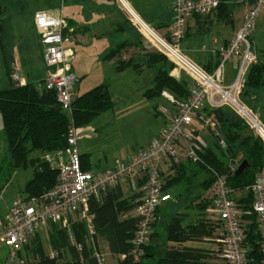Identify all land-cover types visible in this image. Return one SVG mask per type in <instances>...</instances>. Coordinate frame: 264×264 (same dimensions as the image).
<instances>
[{"label": "built area", "instance_id": "built-area-1", "mask_svg": "<svg viewBox=\"0 0 264 264\" xmlns=\"http://www.w3.org/2000/svg\"><path fill=\"white\" fill-rule=\"evenodd\" d=\"M118 1L144 39L156 50L165 52L169 59L190 75L188 93L178 100L163 92L171 107L161 109L168 119L156 137L148 147L137 149L124 159H115L108 168L96 171L82 169L81 155L76 146L80 128L70 124L66 147L52 152L51 165L57 170L53 186L38 196L13 197L6 215L0 219V247L7 248L1 264H26L20 250L50 224L65 228L70 244L78 251L83 244L90 246L97 263L106 264L109 252L102 249L99 243L89 201L98 199L104 191L117 184H124L132 191L139 192L132 209L124 214L136 218L129 252L134 260H138L143 247L150 242L154 221L158 220L157 208L171 199V194L164 189L167 168L173 162L180 163L182 160L193 164L203 163L201 154L205 153L207 147L203 132L213 134L217 125L212 114L204 110L207 107L227 106L236 111L264 144L263 122L255 114L257 112L253 113L240 100L248 68L258 61L252 45V33L256 20L264 11V0H243L248 3V9L233 37L226 42L209 45V51L217 56V64L211 72L188 59L181 50V43L187 21L195 15L211 14L220 0H172V20L164 35L140 19L125 0ZM33 24L41 38L44 65L50 70L43 86L55 91L59 107L69 113L72 86L77 83L71 69L73 29L67 27L62 14L45 10L35 13ZM234 57L238 59L235 75L231 81H227L225 65ZM13 76L17 83L16 74ZM207 169L211 177L208 194L212 208L208 206L206 213L220 225L214 239L219 264H248L246 226L249 221L246 217L252 215L264 263V167L247 188L251 195V208L248 210H244L238 202L235 196L237 191L228 186L225 176L209 165ZM75 219L84 224L83 242L76 241L72 236L70 225ZM47 254L55 257L57 253ZM125 256L119 255L121 259Z\"/></svg>", "mask_w": 264, "mask_h": 264}, {"label": "trees", "instance_id": "trees-1", "mask_svg": "<svg viewBox=\"0 0 264 264\" xmlns=\"http://www.w3.org/2000/svg\"><path fill=\"white\" fill-rule=\"evenodd\" d=\"M227 1L220 0L216 8V13L223 14V17L231 13V10L227 9ZM67 27L72 28L74 33V28L70 24H67ZM185 37L186 31L184 39ZM122 45L120 43L118 47ZM117 49L111 50V53L109 52L105 58L113 57L117 53ZM155 52L152 50L146 53L145 66L153 67L156 70L153 87L148 90L149 95H159L161 91L165 90L178 100L185 98L191 81L187 83L185 80L172 75L173 64ZM115 63L116 69L121 71L128 66L130 60L118 59ZM216 64L217 60L215 66ZM132 67L137 69L138 64H134ZM213 68H207L206 71L211 72ZM8 73L6 68V74L9 75ZM261 90H264V50L258 55V61L248 68L245 83L240 93V100L243 103L244 101L249 102L250 105L254 102L255 95H258ZM113 106L114 101L105 83L85 92L77 93L69 113L59 107L55 91L45 88L42 80L27 81L24 84L15 83L8 88L0 89V115L10 157L8 161L5 158L0 161V172L1 170L3 172L0 174L5 177L3 182L9 183L8 174L11 175L20 168H26L30 161L38 159L37 155L30 156L32 152L36 151L42 154L64 149L70 124L77 128H84L96 115ZM255 110L264 119V106L260 105ZM213 112L215 122L224 136L225 143L221 144L215 141L210 135L218 151L215 152L207 144L205 153L201 154L203 163L193 164L190 161H185L175 164L176 166L171 165V168L176 172L165 179L164 185V189L169 193L181 182L190 186L197 175L193 171L194 169L205 172L206 177L200 184L203 189H207L211 182L210 172L207 169L208 165L220 173L229 166L231 160H234L235 164L245 160L247 165L241 173L225 176L228 186L236 191L248 188L257 173L264 167V144L261 139L251 131L252 134L246 133V126L242 125V122L235 115H232L233 112L229 107L214 108ZM82 169H87L83 163ZM56 174V168L50 163L45 160L40 162L32 176L23 184V194L18 196H38L47 191L53 186ZM2 187L0 184V189ZM123 187L127 191L124 192ZM138 196V191H132L124 184H117L104 191L98 199L89 201V210L94 217L97 236L106 243L110 254L118 256L116 264H144L146 258L156 259V264H206L200 260L202 255L198 252L178 250L171 246L165 247L168 240L176 242L188 239L197 240L214 236L213 234L219 230L218 222H210L205 219L204 211L208 203H205L203 198L204 201L200 200V194L192 200L195 202L197 199L199 200L197 206L188 205V208L197 209L199 215L193 217L189 212L181 211L172 214L167 221L164 241L160 242L157 232L152 231L150 242L143 247L138 260H134L129 251L136 218L124 216V214L132 209ZM236 199L241 203L244 210L251 208L249 191ZM160 208L156 210L158 220L154 221L153 227L162 220ZM246 219L249 221L246 226V243L249 249L248 264H264L263 255L259 249V236L254 217L253 215L247 216ZM46 229L49 233L50 247L55 250L56 256L49 257L47 253H44L37 235L38 232L25 246L24 252L28 257L26 264H98L92 256L90 246L83 244L82 249L78 251L70 244L69 235L65 228L58 224H50ZM70 230L76 241L83 242L85 232L83 222L77 219L73 220ZM120 254H126L125 258H119Z\"/></svg>", "mask_w": 264, "mask_h": 264}, {"label": "rangeland", "instance_id": "rangeland-1", "mask_svg": "<svg viewBox=\"0 0 264 264\" xmlns=\"http://www.w3.org/2000/svg\"><path fill=\"white\" fill-rule=\"evenodd\" d=\"M68 1L69 0H0V89L8 88L16 83V81L13 80L14 74H16L18 82L21 80L18 75V68L16 69L17 71L11 69L14 67L11 65L12 57H14L16 62H19L24 54V59L22 61L26 65V69L24 70L25 76L28 77L25 82L38 81L40 75L45 73V70L47 71V74L49 73L50 70L43 62L41 38L33 24L34 15L40 10L49 11L50 13L53 11L58 15L60 10H62V15L67 17L69 8ZM74 1L77 2V4L83 3V0ZM162 1L166 2L167 0ZM230 1L234 2L235 8H238L240 5L239 0ZM103 2L112 9L114 15L120 16L122 20L126 18L120 9H117L116 7L117 5L120 8L122 7L118 0H103ZM126 2L140 19L144 20V22L151 28L154 27L145 18L139 16L138 11L132 3H129V0H126ZM116 3L117 5H115ZM245 7H247L246 2ZM77 8L78 7H76V9ZM79 12L80 17L76 16L75 18L78 20L77 24L82 26L83 10L81 9ZM66 23L70 24L69 21H66ZM129 24L137 31L135 28L136 26L131 20H129ZM154 28L156 29L155 31L161 32L157 30V27ZM34 38L39 40L40 44H38L41 49L35 48ZM91 39L92 34L89 36V40ZM82 42L81 37L78 36V40H73L70 44L75 53V55L73 53L74 56L71 60V69L73 66L72 71L76 77H79H77L79 82L78 91L85 92L101 83H105L108 92L114 101V106L112 108L96 115L84 128L82 127L84 130H88L89 133L77 137L76 146L79 152L86 155H84V157L90 164L89 170L96 171L101 168L111 167L115 159H124L137 149L148 147L151 140L156 137L158 131L168 119L163 113H161V109L163 107L169 108L171 106L162 94L163 92H166L165 90L161 91L159 95H149L148 93V90L153 87V77L156 72L155 68L144 67L141 70H136L127 67L125 70L118 71L116 70V67L113 66L111 60H103L100 57L104 53V44L101 45L99 39L86 44H83ZM182 43L181 50L186 55ZM252 45L258 55L264 50V11L256 20V25L252 33ZM153 50L154 52L156 51L155 53L158 54V56L161 54L167 62L173 64L171 74L178 73L179 79L185 80L187 83L191 81L190 75L185 72L183 68L175 64L171 58L169 59V56L165 52H161L155 48ZM187 57L189 56L187 55ZM133 59L139 61L138 57ZM3 65H6L10 77L6 74ZM228 68L229 62L226 63L225 70L227 71ZM259 101H261V99L258 95H255L253 103H250V105L248 104L249 102L246 103L244 101V103H246L247 105H245L255 113L257 112L255 108L257 109L259 107L257 106V102ZM204 110H209L212 116L215 117L213 108L207 107ZM232 112V115H235L236 118L242 122V125L246 126L245 132L252 134L251 129L243 118H241L236 111L232 110ZM255 114L259 116V120L264 124L263 117L258 112ZM203 137L207 144L217 152L218 150L213 144L214 141L211 139L210 134L203 132ZM7 147V140L5 138L0 115V161L3 158L8 161L10 158ZM35 155L38 157L36 161H30L26 168H20L11 175L8 174L7 177H9V183L3 182L5 177L2 175L3 172L1 170L0 184H2L3 187L0 189V217L5 216L10 200L15 196L23 194V184L32 176L40 162L45 160L52 164V152L41 154L35 151L32 152L30 156L33 157ZM185 161L187 160H182L181 163ZM175 164L177 163L173 162L171 165ZM171 165L165 172V179L176 172V170L174 171L173 168H171ZM193 171L197 173L194 182L190 186L185 185L184 182L176 185L170 190L171 199L161 206L160 215L162 218H167L166 222L162 223L163 228L165 227V223L167 224L168 219L175 212H189L191 216L197 217V215H199L197 209L194 208L193 210L188 208V205L197 206L199 200L197 199V203L192 200L199 196V194L200 200H205L204 202L208 203L207 207L209 206V208H212V201L208 194L209 190L208 188L203 189L200 184L206 177L205 172H202L200 169H194ZM247 192V188L239 190L235 193V196L240 197ZM179 193L181 194L178 196ZM206 209L204 215L209 217L210 214L206 213ZM212 220L215 219L213 218ZM37 235L44 253L55 252V250L50 247V238L47 229L41 230ZM99 243L102 249H106L103 245L104 242L101 239ZM24 250L25 246L20 250V254L22 253L25 256L24 259H27L28 257H26ZM6 253L7 248L0 247V264L4 261ZM117 257L118 256L109 253L106 264H116ZM144 264H156V259L146 258L144 259Z\"/></svg>", "mask_w": 264, "mask_h": 264}, {"label": "crops", "instance_id": "crops-1", "mask_svg": "<svg viewBox=\"0 0 264 264\" xmlns=\"http://www.w3.org/2000/svg\"><path fill=\"white\" fill-rule=\"evenodd\" d=\"M171 1L172 0H167L166 2H163L162 0H129V3H132L134 5L140 17L145 18L154 27H157V30L161 31L162 34H165L167 30L166 27L172 20ZM239 1L240 5L238 6V8H235L234 2H231L230 0L227 1V9L231 10V13L227 16L223 17V14L220 15L216 13L215 10L211 14L196 15L187 21L186 37L182 44L184 52L186 53V57L187 55L189 56L187 57L188 59H190L192 62L194 61L196 65L202 66V68H204L205 70L207 68L210 69L215 66L217 56L209 51V45L211 43H223L228 41L238 30L242 21V17L248 8L247 2V7H245V2H243L242 0ZM68 2V16L63 17L66 21H69L71 26L74 28V41L78 40V36L81 37L83 44L99 39L100 44H104V53L100 57L103 60H111L114 67H116L115 61L118 59L124 61L130 60L128 66H126L123 70H125L127 67L133 68L132 65L137 63L138 68L136 70H141L144 67H147L145 66L146 53L152 51L154 48L149 42L144 39V37L136 27L135 28L138 32L131 27V25L129 24V18L122 7L120 8L117 3L115 4L117 5V9H120V11L125 15L126 18L124 20H122L120 16L114 15L112 9L108 5H105L103 0H83L82 4H77V2H75L74 0H69ZM76 7L78 8L76 9ZM81 9L83 10V17L81 22L82 26H79L77 24L78 20L75 17H80L79 11ZM62 12L63 11L60 10L59 14H62ZM52 13L56 14L53 11ZM154 27L152 28L156 30ZM91 34L92 39L89 40V36ZM34 40L35 48L41 49L39 40L36 38H34ZM120 43H122L123 45L121 47H118ZM116 48H118V51L115 55H113V57L105 58V56L109 54V52L111 53V50ZM71 49L74 53V49L72 47ZM135 57H138L139 61H137V59L134 60L133 58ZM23 59L24 54L23 58L19 62H16L14 57H12L11 59V65L14 66L11 69H13L14 71L18 68V75L21 79L20 82H17L19 84H24L26 79L28 78L25 76L24 70L26 69V65L22 61ZM237 64L238 59L235 57L232 58L229 63L228 70H225V80L231 81L233 79ZM3 68L6 72V65H3ZM172 74H174L177 78L179 76L178 73ZM46 75L47 71L45 70V73L40 75L38 81H44ZM77 84V93H79V82H77ZM258 97L261 99V101L257 102V106H264V90L259 91ZM207 112L208 114L210 113L209 110ZM80 130L84 129L80 128ZM80 155L81 163H83V165L87 169H89L90 164L88 160L85 159V154L80 152ZM123 189L125 188L123 187ZM125 191H127V189H125L124 192ZM166 219L162 218L161 222H157V224L152 228V231L157 232V234L159 235L160 242L164 241V233H166L167 224L165 223V227L163 228L162 223L166 222ZM205 219L210 222H217L215 218V220H212V216L208 217L206 215ZM217 232L213 234L214 236H207L197 240L188 239L181 242L168 240L165 247L171 246L178 250L198 252L202 255L200 260L206 262V264H219V260L215 252L214 242ZM103 245L107 249L106 243H103ZM162 245L164 244L162 243Z\"/></svg>", "mask_w": 264, "mask_h": 264}, {"label": "water", "instance_id": "water-1", "mask_svg": "<svg viewBox=\"0 0 264 264\" xmlns=\"http://www.w3.org/2000/svg\"><path fill=\"white\" fill-rule=\"evenodd\" d=\"M77 88H78V84L75 83L72 86L71 104H73L76 100ZM214 128H215V133L211 134L212 138L215 141H218V142L222 141L223 143H225L224 136H223L220 128L218 127V125H215ZM85 133H89V131L88 130H80L77 133V137L82 135V134H85ZM246 165H247V163L245 160L239 164H235L234 160H231L229 166H227L222 172H220V174L224 175V176L238 175L239 173H241L244 170Z\"/></svg>", "mask_w": 264, "mask_h": 264}]
</instances>
